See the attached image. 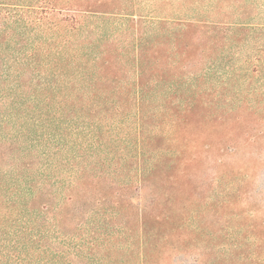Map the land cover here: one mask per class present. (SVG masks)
Masks as SVG:
<instances>
[{
  "label": "trees",
  "instance_id": "16d2710c",
  "mask_svg": "<svg viewBox=\"0 0 264 264\" xmlns=\"http://www.w3.org/2000/svg\"><path fill=\"white\" fill-rule=\"evenodd\" d=\"M119 2L0 0V133L23 157L47 141V178L63 172L65 187L98 190L85 203L95 205L89 217L105 231L112 225L104 251L114 232L136 229L139 264H236L206 239L198 245L201 234L210 241L217 235L204 232L193 208V180L202 185V170L212 168L214 181L234 178L235 163L244 184L257 156L264 165V24L209 21L211 7L190 6L192 18L145 16ZM26 85L31 93L21 91ZM108 118L115 128L102 126ZM30 164L20 160L16 168ZM20 188L12 182L7 190ZM52 195L48 190L47 225L57 231L61 218L71 224L84 207L56 206ZM233 203L226 197L198 207L218 215ZM115 216L123 219L118 226ZM81 224L64 250L47 246L49 263L86 260L98 234L92 228L79 236ZM261 230L264 222L233 236L231 251L246 247L249 232L264 243Z\"/></svg>",
  "mask_w": 264,
  "mask_h": 264
},
{
  "label": "rangeland",
  "instance_id": "374dc122",
  "mask_svg": "<svg viewBox=\"0 0 264 264\" xmlns=\"http://www.w3.org/2000/svg\"><path fill=\"white\" fill-rule=\"evenodd\" d=\"M120 0L118 4H126L133 6L136 14L147 16H155L160 18L180 17L192 18V7L212 8L204 13L205 19L209 21H230L239 18L246 22H255L264 24V0ZM184 5L181 8V4ZM35 8L39 9L38 3H34ZM38 5V6H37ZM216 6V7H214ZM218 6V7H217ZM216 8V9H215ZM35 15V14H34ZM26 80V77L23 79ZM25 84V83H24ZM248 82L242 84V88H247ZM262 83L258 81L253 87L260 88ZM31 86H25L22 92L31 93ZM40 100V99H39ZM46 102V101H44ZM41 104V103H39ZM42 106V105H40ZM2 107L0 101V108ZM98 118V117H96ZM103 120L102 126L110 127L113 118ZM116 123L111 124V129L115 128ZM126 129V127H124ZM4 131H7L6 129ZM5 132L0 133V264H51L47 259H52L51 254H47V246L51 251L64 250L63 241H68L74 231V225L81 224V229L76 231L79 236H88V232L92 228H96L98 242L95 243L92 252L88 251L86 260L80 262L74 258H70L69 263L58 261L56 264H139L140 246L138 243V230L134 232H114L109 250H103L105 234L112 232V225L106 226L101 224V220L96 216H90L91 207L85 203V200L95 199L98 197V190L87 188L83 191L80 187L76 189L68 188L69 182L61 183L60 175L63 172H54L52 177L47 178V168H42V154L45 152L47 159V145L43 149V145L36 146L34 157H23L21 152L10 150L9 141L5 140ZM15 143L14 146H17ZM264 146V140L259 146ZM256 153V151H255ZM42 155V156H41ZM41 156V157H40ZM31 158V159H30ZM244 158V157H243ZM20 160L30 162L29 168L17 170V164ZM257 170L251 174L250 180L244 184L241 182L242 171L239 167L241 164L230 163L229 167L237 173L236 176L224 177L219 180H212V176L217 168L203 170L201 175L205 176L204 183L201 185L200 180H193L195 192L192 193L194 200L193 208L199 210L200 217L204 218V232L208 234H216L217 237L210 241V236L204 237L202 234L197 239L198 245L203 248L206 242L210 248L216 246L222 253H226L228 263L236 264H264V243L258 244L252 234L247 233L242 239L245 242L244 248L232 252L233 236L239 233L243 236L244 230L251 224L260 226L264 222V165L261 156H257ZM233 172V173H234ZM57 176L58 179L54 178ZM60 180V182H59ZM22 184L25 189L24 194H16L19 190H7L11 183ZM31 184V189L26 188L27 184ZM52 192V203L56 206L63 205L69 210L75 207L83 211L75 217V221L69 224L61 218L56 223L59 228L53 231V226L47 225V191ZM112 190H115L112 188ZM81 195V196H79ZM73 199H70V198ZM100 197V195H99ZM230 197L234 201L231 209H224V213L216 215L211 210L199 209L198 206L222 200ZM227 201V200H226ZM82 211V210H81ZM90 211V212H89ZM137 212V210H135ZM136 218V215H135ZM219 218V222H216ZM123 219L121 216H115L113 224L118 226ZM199 223V222H198ZM197 223V224H198ZM114 226V225H113ZM264 234V230H261ZM200 232V230H199ZM95 233V235H96ZM201 233V232H200ZM75 237H78L75 235ZM242 240V241H243ZM60 242V243H59ZM192 260V257L189 259ZM224 261L225 259H221Z\"/></svg>",
  "mask_w": 264,
  "mask_h": 264
}]
</instances>
